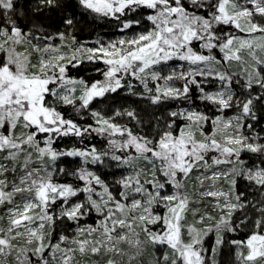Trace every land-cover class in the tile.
I'll use <instances>...</instances> for the list:
<instances>
[{
  "label": "snow or ice",
  "instance_id": "obj_1",
  "mask_svg": "<svg viewBox=\"0 0 264 264\" xmlns=\"http://www.w3.org/2000/svg\"><path fill=\"white\" fill-rule=\"evenodd\" d=\"M76 3L113 21L121 35L97 37L89 47L69 31L71 14L63 30L37 19L45 10L63 12L70 6L63 0H25L19 8L18 0H0V264L10 257L15 264H80L84 257L144 264L149 246L170 250L163 264H207L209 233H216L215 255L224 234L239 227L236 214L244 224L249 212L256 216L251 234L231 243L239 264H264V137L249 123L264 101V0ZM85 60L103 64L96 69L102 79L70 76ZM210 81L218 82L214 91L205 88ZM124 89L152 109L151 131L140 130L135 107L111 115L92 107ZM197 99L217 114L193 107ZM172 102L189 106L167 108ZM62 107L88 112L92 123L66 118ZM92 134L107 148L56 147L64 137L83 143ZM243 153L260 159L249 166ZM62 157H78L81 166L69 173L58 166ZM105 161L122 172L115 187L89 168ZM58 174L80 183L58 182ZM241 179L259 199L238 191ZM208 199L217 216L192 208ZM93 213L95 223L81 226ZM58 220L75 223L74 234L57 236Z\"/></svg>",
  "mask_w": 264,
  "mask_h": 264
},
{
  "label": "trees",
  "instance_id": "obj_2",
  "mask_svg": "<svg viewBox=\"0 0 264 264\" xmlns=\"http://www.w3.org/2000/svg\"><path fill=\"white\" fill-rule=\"evenodd\" d=\"M63 3L66 5H70L67 7L63 12L60 10H53L51 12L45 10L42 14L38 15L37 19L47 28H49L50 31H56V30H63V23L62 18L66 15L71 14L74 19V28L69 29L70 32H74L76 38L81 42L85 43L87 46L91 47L92 42L97 39V37H102L105 40L108 39H115L118 38L121 33L113 27L114 22L113 21H106L104 19L96 18L93 14L85 13L83 9H81L78 4L76 3V0H63ZM21 4H25V0H18V8ZM27 7V5H26ZM134 18H139L137 15ZM23 23V21H21ZM144 26H147V22H143ZM142 29L140 27H136L133 29V31L138 32ZM131 35V33H128ZM103 64L100 63H89L87 60L84 61L83 64L75 67V68H69V74L73 78H83L88 82L101 79L102 76L96 72L97 68H102ZM232 71H238L237 67L232 68ZM135 83V82H134ZM215 87V82H208L205 84L206 90H210V88ZM138 91H142L141 87H137ZM239 90V88H238ZM260 90L256 88L254 90V94L259 92ZM127 89L119 91L117 94H111L106 100L100 102H95L92 107L97 110H101L105 112L107 115H111L112 112L117 108H128V107H135L138 110V113L143 121V125L140 127V130L142 131H151L152 128L155 126V120L153 119L151 113L152 109L148 108L146 106L147 102L145 101H139L136 97H132L126 94ZM193 95H196L194 92ZM177 106L180 107H188L186 103H180V102H172L167 105V108L175 109ZM193 107L198 108L200 111H207L211 114H217L215 113V110L212 108V106L207 105L204 102L197 100H194ZM61 110L63 111L66 118L73 119L79 124L87 125L92 123L91 117L89 116L88 112H82L80 114H77L71 107H62ZM166 109H161L160 111H164ZM160 111L156 112V115L160 114ZM257 116L258 120L256 122L249 121V123H254L255 127L253 129V132L259 133L261 137H264V101H261L257 107ZM227 115H234L235 110H228ZM119 123H126L127 117H121L117 118ZM151 123V127L149 124ZM251 135V133H249ZM264 142V141H262ZM92 145H95L99 150H104L107 148V142L104 138L92 134L90 137H86L83 140V143H81V140L76 137H64L61 140L57 141L56 147L63 149V148H73V147H91ZM243 159L251 166L253 163H257L260 157H258L256 154L252 153H243L242 154ZM58 166L63 167L66 169L67 172H73L77 168L81 166L80 158L76 157H62L58 161ZM89 168L94 169L93 171H96L97 174L101 175V178L104 179L109 184H113V182L120 177V173H118L114 167L112 166H105L104 168H100L99 165H89ZM11 178V177H10ZM61 183H73L77 184L79 183L77 180H75L74 177L70 175H60L57 178ZM113 187L115 185L113 184ZM227 186H225L226 188ZM238 191L240 192H246L248 195V199H259V193L254 192L252 189L248 187V182L241 179L238 182ZM205 204L202 205L203 211L205 209L209 211L212 210L210 206V199L204 200ZM59 205L56 206V209L58 210ZM5 212V209L3 207H0V215H3ZM249 216L251 219L247 221L244 224H241L240 221L244 219L243 213H237L236 214V224L239 225L237 227L235 232L226 233L224 234L225 243L220 246L217 253L213 255L212 248L215 245L216 240V233L211 232L209 235L205 238L204 241V248L206 249V252L204 253L205 259L207 261V264H239L236 258L237 248L235 245L231 243L233 240H246L247 236L251 234V231L253 230L254 224L252 225L253 219L256 218L255 214L249 212ZM95 219H93V216H89L88 218V224H94ZM81 222V221H80ZM86 225L84 223H81V226ZM76 224L70 221H57L56 224V234L57 236L60 234V232L63 230L65 231V234L73 235L75 232ZM74 230V231H73ZM169 252L170 258H171V252L167 248L163 247H156V250L153 251L152 247L149 246L146 252L144 253V264H155V261L157 258L161 259V264H163V255L165 252ZM14 259V258H13ZM80 264H103L101 257H84L79 258ZM15 264V262L13 263ZM170 264V261H169Z\"/></svg>",
  "mask_w": 264,
  "mask_h": 264
},
{
  "label": "rangeland",
  "instance_id": "obj_3",
  "mask_svg": "<svg viewBox=\"0 0 264 264\" xmlns=\"http://www.w3.org/2000/svg\"><path fill=\"white\" fill-rule=\"evenodd\" d=\"M177 63H178V62H177ZM103 67H104V66H103ZM103 67H102V68H103ZM234 67H235V66H233V68H234ZM101 79H102V78H101ZM217 83H218V82H215V87L210 88V90H208V91H214V90L216 89ZM226 115H227V113H226ZM227 116H229V115H227ZM230 116H232V115H230ZM105 166H112V164H111L110 161H105V163H104L103 165H99L100 168H104ZM112 167H114V166H112ZM90 170L93 171L94 169H91V168H90ZM116 170H117V169H116ZM117 172L120 173V174L122 175V172H121L120 170H118ZM60 175H61V174H58L57 177H56V179H57ZM195 175H196V173H193V177H195ZM57 180H58V179H57ZM58 182H60V181L58 180ZM78 182H79V181H78ZM79 183H80V182H79ZM79 183H77V184H79ZM191 183H194V179H193L192 182H190V185H189L190 190H191ZM224 186H226V185H224ZM79 198H80V199H83V194H81ZM74 202H75V200H74ZM203 202H204V201H202V202H200V203H194V204L192 205V208H198V209H200L201 213H203V212H202V211H203V207H202V205L205 204V203H203ZM211 204H212V201H211V199H210V206H211ZM208 214L213 215V216H217V213H216L215 211H213V210L209 211ZM91 216H93V219L96 220V215H95L94 213L91 214ZM88 218H89V216L85 217L83 220H81L80 223L88 224ZM196 219L198 220L199 217L197 216ZM254 220H255V219H253V221L251 222L252 225L254 224ZM187 222H188V223H192V222H193V217H192L191 213H189L188 216H187ZM199 226H200V225H198V227H199ZM73 231H74V230H73ZM212 233H213V232H212ZM159 247H162V246H159ZM163 248H166V247H163ZM13 263H14V259L11 258V257L8 258L7 260L3 261V264H13Z\"/></svg>",
  "mask_w": 264,
  "mask_h": 264
}]
</instances>
